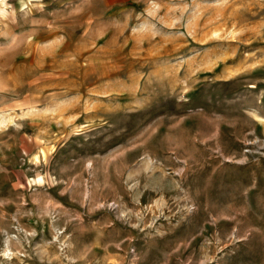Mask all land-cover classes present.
I'll use <instances>...</instances> for the list:
<instances>
[{
  "label": "rangeland",
  "instance_id": "374dc122",
  "mask_svg": "<svg viewBox=\"0 0 264 264\" xmlns=\"http://www.w3.org/2000/svg\"><path fill=\"white\" fill-rule=\"evenodd\" d=\"M0 264H264V0H0Z\"/></svg>",
  "mask_w": 264,
  "mask_h": 264
}]
</instances>
